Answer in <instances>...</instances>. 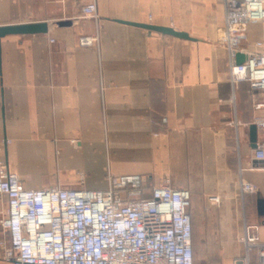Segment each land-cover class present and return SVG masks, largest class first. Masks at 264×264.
<instances>
[{"label": "crops", "instance_id": "obj_1", "mask_svg": "<svg viewBox=\"0 0 264 264\" xmlns=\"http://www.w3.org/2000/svg\"><path fill=\"white\" fill-rule=\"evenodd\" d=\"M92 1L98 17H84ZM225 16L224 0H0V26L49 24L45 34L0 40V138L12 140L0 159L31 189H105L110 174L143 175L153 187L169 175L193 205L218 211L214 234L235 254L232 264L246 254L247 226L264 242V161L255 157L264 128L257 147L250 140L264 97L231 78ZM82 36L96 40L83 46ZM257 39L264 26L250 25L243 47L253 50ZM243 182L256 192L244 193ZM6 210L4 200L0 218ZM251 258L257 264L255 250Z\"/></svg>", "mask_w": 264, "mask_h": 264}, {"label": "built area", "instance_id": "obj_2", "mask_svg": "<svg viewBox=\"0 0 264 264\" xmlns=\"http://www.w3.org/2000/svg\"><path fill=\"white\" fill-rule=\"evenodd\" d=\"M224 5L220 42L227 50L231 78L248 82L252 92L264 97V39L255 40L253 50L243 47L249 26H264V0H224ZM82 14L98 17L95 1L83 5ZM95 40L82 36L80 44ZM239 54L246 57L242 63ZM257 108L264 110V101ZM255 124L264 128V113ZM10 142L0 138V156ZM255 157L264 161L263 147ZM146 181L139 174H110L105 189H31L0 159V202H7L0 218L5 237L0 264H195L189 191L173 186L169 175L150 189ZM242 190L254 193L256 186L243 182ZM241 241L246 254L232 264H252L253 250L257 264H264L257 227L247 226Z\"/></svg>", "mask_w": 264, "mask_h": 264}, {"label": "rangeland", "instance_id": "obj_3", "mask_svg": "<svg viewBox=\"0 0 264 264\" xmlns=\"http://www.w3.org/2000/svg\"><path fill=\"white\" fill-rule=\"evenodd\" d=\"M10 140V139H9ZM12 142V140H10ZM10 142V143H11ZM4 153V152H3ZM2 153V155H3ZM1 155V156H2ZM60 176L57 171L53 174H46V177L52 180H56ZM80 182L84 183L85 175L78 174ZM94 176V175H92ZM49 182V180L45 181ZM49 182V183H50ZM148 188L152 187L150 183H147ZM48 186V185H45ZM149 196V193H147ZM191 200V199H190ZM193 218V248L195 253V264H230L232 257L235 256L233 253H229L223 250V239L220 237V230L214 234V223L212 220V213H217L212 210L211 206L206 205H193L192 200L190 201V208ZM210 220V221H209ZM4 232L2 230L1 241H0V256L2 257V243L4 241Z\"/></svg>", "mask_w": 264, "mask_h": 264}, {"label": "water", "instance_id": "obj_4", "mask_svg": "<svg viewBox=\"0 0 264 264\" xmlns=\"http://www.w3.org/2000/svg\"><path fill=\"white\" fill-rule=\"evenodd\" d=\"M129 24L139 26L150 31H157L164 34H170L181 38H190L186 32L177 31L172 27L158 26L153 24L145 23H134L128 22ZM67 24V23H60ZM49 24L47 21L42 22H29V23H19V24H10L0 26V40L7 35H35V34H45L48 32ZM243 54H239L237 57L238 63H242L245 60ZM257 136H258V127L256 124L250 126V140L253 147H257ZM258 210L260 216H264V198L260 195L258 196Z\"/></svg>", "mask_w": 264, "mask_h": 264}, {"label": "trees", "instance_id": "obj_5", "mask_svg": "<svg viewBox=\"0 0 264 264\" xmlns=\"http://www.w3.org/2000/svg\"><path fill=\"white\" fill-rule=\"evenodd\" d=\"M146 185H147V183H146ZM147 187H148V185H147ZM190 199H191V196H190ZM191 201V200H190ZM189 208H190V204H189V207H188V211H189ZM189 213L191 214V212L189 211ZM192 216V215H191ZM192 221H193V218H192ZM193 250H194V248H193ZM194 261H195V253H194Z\"/></svg>", "mask_w": 264, "mask_h": 264}]
</instances>
